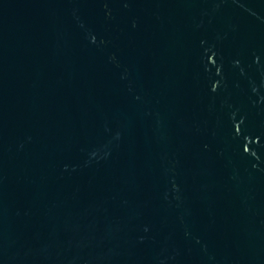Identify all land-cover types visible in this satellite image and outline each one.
I'll return each instance as SVG.
<instances>
[{"label": "water", "instance_id": "1", "mask_svg": "<svg viewBox=\"0 0 264 264\" xmlns=\"http://www.w3.org/2000/svg\"><path fill=\"white\" fill-rule=\"evenodd\" d=\"M0 264H264V0H0Z\"/></svg>", "mask_w": 264, "mask_h": 264}]
</instances>
